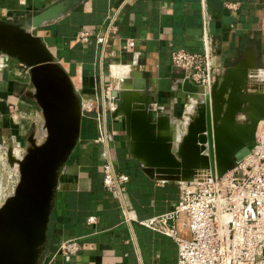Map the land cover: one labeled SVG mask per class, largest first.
Wrapping results in <instances>:
<instances>
[{"label":"crops","instance_id":"1","mask_svg":"<svg viewBox=\"0 0 264 264\" xmlns=\"http://www.w3.org/2000/svg\"><path fill=\"white\" fill-rule=\"evenodd\" d=\"M53 8L55 17L32 33L67 73L80 98L82 119L78 143L59 175L42 264H176L175 240L140 222L173 211L180 182L157 180L143 171L130 155L123 118L113 119L108 113L111 141L108 146L98 142L95 116L102 111L106 93L113 95L121 79L136 73L129 83L142 85L155 112L167 115L178 129L181 124L175 120L183 121L187 110L188 122L205 93L173 68L171 54L201 53L204 40L209 41L220 74L245 60L254 66L250 75L258 74L249 87L253 83L263 90L264 0H0V19L26 22ZM112 16L116 31L106 45L99 44L96 37L105 34ZM81 33L89 34L86 41ZM128 41L134 43L132 49L126 48ZM1 59L0 135L14 150L23 151L31 132L42 140L43 120L29 96L33 87L28 69L7 55ZM117 73L123 78H114ZM10 106L18 115L9 111ZM259 129L264 132V124ZM107 152L115 172L128 177L122 197L134 215L132 221L123 220L117 198L103 185L101 165ZM186 220L180 214L172 222L183 239L190 238ZM70 240L76 250L64 255L59 246ZM262 255L259 264H264V251Z\"/></svg>","mask_w":264,"mask_h":264},{"label":"water","instance_id":"2","mask_svg":"<svg viewBox=\"0 0 264 264\" xmlns=\"http://www.w3.org/2000/svg\"><path fill=\"white\" fill-rule=\"evenodd\" d=\"M55 15L53 8L26 22L0 19V53L28 69L33 87L29 96L43 120L42 140L31 132L20 157L0 135L6 162L18 172L13 193L0 206V264H42L59 175L80 137V98L67 73L32 33ZM249 69L254 66L243 60L218 75L186 126L178 129L167 115L155 112L142 85L129 83L136 73L121 79L110 116L124 119L131 157L157 180L220 178L249 154L264 122V89L253 83L249 87Z\"/></svg>","mask_w":264,"mask_h":264},{"label":"built area","instance_id":"3","mask_svg":"<svg viewBox=\"0 0 264 264\" xmlns=\"http://www.w3.org/2000/svg\"><path fill=\"white\" fill-rule=\"evenodd\" d=\"M115 16L109 18L107 31L97 36L99 44L106 45L109 34L115 30ZM88 33H81L86 41ZM133 42H126L132 49ZM201 53L176 50L171 54L173 68L184 78L200 86L207 94L216 77L222 72L213 64L208 40ZM2 54V53H1ZM0 55V65L2 63ZM115 97L110 91L103 98L102 111L95 116L97 141L108 146L111 141L106 127L107 114L115 110ZM11 113L18 111L9 107ZM108 148V147H107ZM1 150V147H0ZM107 152L102 168L105 189L113 193L119 203L123 220H134V215L123 200L122 188L128 177L118 174ZM6 159L5 151L0 153ZM17 183V182H16ZM16 186V184H15ZM12 189V193L14 188ZM180 195L175 209L167 214L149 218L140 224L169 236L178 246L176 264H259L264 251V132L256 134L249 154L236 161L220 178L180 183ZM187 218L185 226L189 239L180 238L172 222L180 215ZM88 222H93L89 218ZM73 240L63 242L59 251L69 255L76 250Z\"/></svg>","mask_w":264,"mask_h":264},{"label":"rangeland","instance_id":"4","mask_svg":"<svg viewBox=\"0 0 264 264\" xmlns=\"http://www.w3.org/2000/svg\"><path fill=\"white\" fill-rule=\"evenodd\" d=\"M114 78H123L121 73H117L115 74V76H113ZM187 120H185L184 122H180V124L184 127L185 123ZM180 125V127H181ZM6 144L11 143L9 140H5L4 141ZM25 143V142H24ZM2 151L4 152L5 150L3 148H1L0 153L2 154ZM16 152V154L18 156H21L23 154L22 148L19 150H14ZM6 155V152H5ZM18 179V172H17V168L13 169L11 167H9V165L6 162V159H1L0 158V206L1 203L4 202V200L12 194V189L15 186L16 182Z\"/></svg>","mask_w":264,"mask_h":264},{"label":"bare ground","instance_id":"5","mask_svg":"<svg viewBox=\"0 0 264 264\" xmlns=\"http://www.w3.org/2000/svg\"><path fill=\"white\" fill-rule=\"evenodd\" d=\"M135 66V65H134ZM255 75V77L253 76V75H251L250 76V79H255L256 77H258V74L256 73V74H254ZM204 98L202 97L201 98V100H203ZM199 102V101H198ZM198 102H196V104L198 103ZM192 108V107H191ZM187 111V110H186ZM186 111L184 112V114H183V117H184V120L183 121H180L179 119H176L175 121H180L181 122V124H182V122H184L185 121V113H186ZM190 113V112H189ZM189 118V117H188ZM190 120V119H189ZM188 120V121H189ZM188 122H186V124H187ZM186 124H185V126H186ZM262 124H264L263 122L262 123H260V125H259V128L262 126ZM258 130H260V129H258ZM259 132V131H258ZM260 133V132H259ZM14 154H15V156L16 157H20V156H18L17 154H16V152L14 151ZM11 168H13V169H15L16 167H11ZM203 177V179L204 180H206V178L204 177V176H202ZM181 183H185V181H183V182H181ZM2 204V203H1Z\"/></svg>","mask_w":264,"mask_h":264}]
</instances>
